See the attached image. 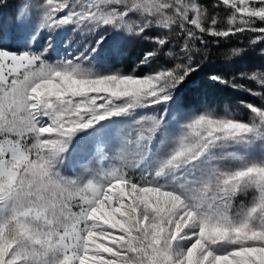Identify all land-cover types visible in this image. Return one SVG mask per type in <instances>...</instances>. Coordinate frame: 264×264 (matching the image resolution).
Returning a JSON list of instances; mask_svg holds the SVG:
<instances>
[{
    "label": "snow or ice",
    "instance_id": "obj_1",
    "mask_svg": "<svg viewBox=\"0 0 264 264\" xmlns=\"http://www.w3.org/2000/svg\"><path fill=\"white\" fill-rule=\"evenodd\" d=\"M8 7L0 264H264V0ZM241 35L261 62L207 76L235 106L182 98L208 38Z\"/></svg>",
    "mask_w": 264,
    "mask_h": 264
},
{
    "label": "rangeland",
    "instance_id": "obj_2",
    "mask_svg": "<svg viewBox=\"0 0 264 264\" xmlns=\"http://www.w3.org/2000/svg\"><path fill=\"white\" fill-rule=\"evenodd\" d=\"M205 2H209V0H205ZM14 3V5H13ZM21 3V0H8V8L3 9L5 14L11 15L12 12L15 11L16 6H18ZM250 35V34H249ZM210 40L209 47L207 49H210L212 46H217L218 44L212 39L208 38ZM232 41H237V43L240 46L237 49H229L228 45L224 44V46L217 50H222L223 54H233L234 51L244 50V51H250V44H249V38L247 35H241L239 37H232ZM179 41L178 37H173V43L176 44ZM228 41V40H221L219 44ZM63 43V40L60 42ZM59 51L62 53H66L68 50H65L63 48H59ZM74 51V50H73ZM142 54V48L130 44L128 46V54L123 58V60H114L112 61V65L114 68H120L123 70L124 68L134 65V62L137 61V58ZM204 55V51L197 54V58ZM253 60L254 63H260L259 59V53H254L249 56ZM204 62L211 63L209 60L204 59ZM205 66V65H204ZM220 89V88H219ZM181 97L186 98L189 103L194 106L198 107L201 104H210L212 107L217 108L220 114H223V109L226 104H231L233 107L235 106V101L229 98L232 94L230 90H224L220 89V91H213V90H206L204 86L199 83V81H188V83L181 89Z\"/></svg>",
    "mask_w": 264,
    "mask_h": 264
},
{
    "label": "trees",
    "instance_id": "obj_3",
    "mask_svg": "<svg viewBox=\"0 0 264 264\" xmlns=\"http://www.w3.org/2000/svg\"><path fill=\"white\" fill-rule=\"evenodd\" d=\"M14 5V3H13ZM224 44L228 45L229 49H237L240 48L241 45L237 43V41H232V39L225 41L217 46H212L210 49L204 50V59L209 60L211 63L204 62L202 59L200 62L202 64L201 70L194 74L191 78V82L199 81L206 90L220 91L218 87H214L210 81L207 80V76L211 73H220V74H231L239 68L246 66L253 62L251 58H246L244 60L239 59L236 55L233 54H223L222 50H217L219 48L222 49ZM237 59V60H236ZM236 60L235 62H232ZM205 65V66H204Z\"/></svg>",
    "mask_w": 264,
    "mask_h": 264
}]
</instances>
